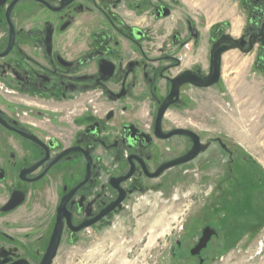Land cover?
Listing matches in <instances>:
<instances>
[{
	"label": "flooded vegetation",
	"instance_id": "af4514ba",
	"mask_svg": "<svg viewBox=\"0 0 264 264\" xmlns=\"http://www.w3.org/2000/svg\"><path fill=\"white\" fill-rule=\"evenodd\" d=\"M228 38L254 40L264 74V0H0V264H74L107 248L97 235L117 215L144 196L148 211L168 173L195 172L215 148L220 221L179 226L152 264H215L230 245L224 219L260 223L264 200L227 145L202 141L180 114L223 80L225 55L240 53L225 50ZM216 44L218 82L202 87ZM191 134L199 152L181 163ZM251 233L231 250L251 245L259 264L264 225Z\"/></svg>",
	"mask_w": 264,
	"mask_h": 264
},
{
	"label": "rangeland",
	"instance_id": "374dc122",
	"mask_svg": "<svg viewBox=\"0 0 264 264\" xmlns=\"http://www.w3.org/2000/svg\"><path fill=\"white\" fill-rule=\"evenodd\" d=\"M233 32L238 35L236 29ZM253 62V54L229 52L224 57L221 83L207 92H196V102L180 109V114L185 115V118L191 116L194 129L202 141L216 137L227 145L233 161L240 164L239 168L244 171V183L254 184H251L250 188L254 189L255 199L257 202L260 200L262 207L264 75L255 72ZM218 151L219 149L215 148L208 159L201 157L195 172L182 170L176 177L168 173L165 178L170 182H165L163 189L156 193L163 195L162 201L155 196L157 203H153L148 211L145 210L144 204L147 196L134 201L133 212L119 214L113 220L112 225L115 226L112 231L96 234L101 243L108 247L99 248L93 251V254L85 251V258H78L79 261H74V264H145L148 256L149 264H152L151 261H156L163 251V256H167L170 239L173 233H177L179 226H184L186 231H194L202 223L216 221V218L220 221L218 212L225 201L221 200L222 190L216 189L223 180L226 167L225 156L221 158ZM212 157L213 160L210 161ZM249 172L254 177L249 178ZM173 177L176 179L175 183L171 181ZM239 197L240 195L236 201L240 200ZM232 220H236L235 223L231 222ZM252 220L246 215L242 219L229 217L222 221V230L225 232L226 242L230 245L226 247L228 254L219 257L215 264H258L256 260L259 259L255 256L258 250L253 249V246L251 248V245H246L244 250L238 252L235 248L231 250L238 239L244 235L251 237L253 233H247L264 225L262 208L260 223L255 224ZM107 241L114 242L109 245ZM87 242L89 241L86 240ZM263 255L264 250L260 258ZM263 258L259 264H264Z\"/></svg>",
	"mask_w": 264,
	"mask_h": 264
},
{
	"label": "water",
	"instance_id": "95a60500",
	"mask_svg": "<svg viewBox=\"0 0 264 264\" xmlns=\"http://www.w3.org/2000/svg\"><path fill=\"white\" fill-rule=\"evenodd\" d=\"M224 42H226L228 44V48H226L225 50H238L242 54H250L253 50L254 45L256 44V42L254 40H252L251 38L248 41L242 40V39L241 40H233L232 38H228L227 41L225 40ZM259 44H260V48L262 47V50L264 51V39H262L259 42ZM216 46H217V44L213 46V52H212V54H213V69H212V76H211L212 79L207 84H200V85H202V87L215 85L218 82L219 70H218V64L217 63H218V57H219V54H218L219 50L216 49ZM184 133L188 134L187 132H184ZM191 137L195 143V145H194L195 150H193L191 153H189L185 158L181 159L179 161L181 163L188 161L189 159L194 157L199 152L200 145L198 144L197 137L194 134H191Z\"/></svg>",
	"mask_w": 264,
	"mask_h": 264
}]
</instances>
